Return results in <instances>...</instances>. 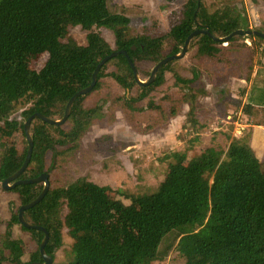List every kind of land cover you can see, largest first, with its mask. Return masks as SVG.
Segmentation results:
<instances>
[{
	"label": "trees",
	"instance_id": "16d2710c",
	"mask_svg": "<svg viewBox=\"0 0 264 264\" xmlns=\"http://www.w3.org/2000/svg\"><path fill=\"white\" fill-rule=\"evenodd\" d=\"M111 1L0 0L2 119L13 127L16 123L11 118L21 111L23 131L25 122L35 113L54 120L62 119L69 100L92 83L99 63L115 51L126 50L139 76L148 79L160 61L181 53L187 37L201 27H209L219 38L238 29H251L245 9L227 5L215 11L197 1L189 16L180 23L177 36L164 33L156 37L139 33L131 37L128 35L129 9L123 6L120 11H112L109 8ZM71 26L89 30L85 42L67 35ZM103 29L114 34V44L102 35ZM260 45H264V38L256 35L235 36L226 46L208 35H198L193 38L187 54L192 77L176 76V80L191 86L204 72L241 79L245 85L239 88L235 103L244 114L254 118L256 108H264V66L258 62L260 67L255 70V56ZM45 54L47 60L36 69L35 64ZM117 57L129 65L124 55ZM113 59L102 67L96 87L85 96L99 87L104 70ZM175 62L164 65L149 86L163 84ZM149 97L131 96L132 99L125 101L136 108V104ZM83 98L76 100L71 111L70 117L74 113L77 116L74 133L44 137L39 141L43 133L32 124L35 147L31 162L20 177L34 179L45 173L50 176L51 185L46 197L24 213L27 222L50 232L45 249L48 255L56 258L57 251L63 246L62 229L65 227L74 240L70 264H154L166 260L174 251L185 264H264V169L249 143L247 130L244 137L234 135L232 123L236 116L230 115L233 122L226 132L230 143L224 157L208 153L187 162V152L183 150L175 154V161L169 164V176L160 190L136 196L118 189L111 195L109 185L100 186L90 176L73 178L67 172L80 149L78 132L86 130L94 117L101 114L98 111L92 115V111L85 108L77 112L76 106ZM154 102L136 109L145 112L153 108V112L162 113L160 101ZM185 104H189L190 109L178 138L194 144L198 137L193 134H202L212 122L207 121L208 118L201 119L200 115L206 112L196 107V98L188 92L169 98L170 115L178 116ZM164 107L166 111V105ZM36 121L48 125L41 119ZM105 144L108 145L107 140H101L100 145ZM27 151L28 146L6 154L1 160L0 187L3 192L17 190H5L2 184L20 170ZM200 177L205 178L190 195L178 200L165 196ZM32 186L33 196L21 200V206L35 200L44 189L43 183ZM11 204L9 226L18 225L29 232V243L39 247L26 260L27 243L10 232L4 233L0 236V264L42 262L40 245L44 232L24 227L18 218L19 210L15 211L14 203Z\"/></svg>",
	"mask_w": 264,
	"mask_h": 264
},
{
	"label": "rangeland",
	"instance_id": "374dc122",
	"mask_svg": "<svg viewBox=\"0 0 264 264\" xmlns=\"http://www.w3.org/2000/svg\"><path fill=\"white\" fill-rule=\"evenodd\" d=\"M197 1L199 0H112L109 8L112 11H120L123 6L129 9L128 15L131 22L128 35L131 37L139 33H147L156 37L164 33L177 36L180 23L189 16ZM200 1L208 9H215V11L227 5L245 9L249 14L251 28L264 31V0ZM93 30H96V27ZM87 32L89 30L81 26H71L67 29V35L79 42H85ZM100 32L111 44H114L115 38L111 31L103 29ZM247 42L251 44L249 39ZM224 45L226 46L227 43ZM257 47L255 70L260 67L257 65L258 62L262 67L264 66V45ZM47 58L48 55L45 54L35 64L36 69H40ZM191 68V61L186 56L171 66L163 84L142 87L135 84L133 72L126 61L123 58H114L104 70L99 87L89 96H83V100L76 106L77 112L82 108H90L94 114L98 111L101 114L94 117L93 123L86 130L78 132L80 149L76 152L74 161L67 168V172L73 178L90 176L91 180L100 186L109 185L112 188L111 195H114L118 189L136 196L152 194L163 187L169 176V164L175 161V154L186 150L187 162L197 155L204 157L208 153L224 157L227 145L230 143L226 132L229 130L230 123L233 122L229 121L228 115L237 118L232 123L236 137H244L246 135L244 130L250 134L249 143L264 169V108H256L254 118L244 114L235 101L239 97V88L245 83L241 79L216 73H210L212 76L204 79V84L197 90L196 98L192 85L187 86L184 83H181L182 87L175 85L176 76L187 78V75L191 74L192 77ZM140 79L147 80L141 77ZM186 92L194 95L197 100L196 107L206 112L200 115L201 119L208 118L207 121L212 122L202 134H193L198 137L194 144L178 138L190 105L185 104L183 111L178 116L172 117L168 108L169 102H167L171 96L182 95ZM138 95H150L151 97L136 104V108L139 109L146 103L154 102L155 98L158 101L162 100L159 105L163 106L162 113L153 112V108L140 112L125 101L126 98L132 99L131 96L138 97ZM213 115L216 116L215 119ZM11 119H15L18 126L15 124L16 127L15 125L12 127L0 117V162L6 154H12L15 150H22L28 146L20 125L21 111L13 115ZM33 122V127L43 133L39 141L44 137H60L77 130L75 113L60 127L50 124L43 126L38 121ZM31 135L33 136L32 132ZM103 139L107 140L108 145H100ZM119 147H121L120 150H118ZM204 178L200 177L197 180L186 182L171 192L165 193V196L178 200L190 195ZM13 189L17 190L13 193H5L0 187V236L10 232L13 237L23 239L27 243V254L24 257L28 260L31 253L39 246L29 243L31 238L29 232L21 230L18 225L9 226L10 208L11 203H14L15 211H18L21 200L32 197L34 188L31 184H27ZM62 240L63 246L57 251L52 264H70L73 259L74 240L65 227L62 229ZM154 264H185V260L174 251L166 260L157 261Z\"/></svg>",
	"mask_w": 264,
	"mask_h": 264
},
{
	"label": "water",
	"instance_id": "95a60500",
	"mask_svg": "<svg viewBox=\"0 0 264 264\" xmlns=\"http://www.w3.org/2000/svg\"><path fill=\"white\" fill-rule=\"evenodd\" d=\"M199 5H200V0H199ZM199 10V9H198ZM198 35H208L210 38H212L214 41L217 42H222V43H227L229 42L233 37L235 36H241L244 37L246 35L248 36H252V35H256V36H260L262 38H264V33L259 31V30H255V29H248V30H244V29H238L236 31H234L233 33H231L230 35H228L227 37L224 38H219L216 37L211 31L209 27H201L200 29L195 30L194 32H192L186 39L185 41V45L182 49V52L176 55H171L169 57L164 58L162 61H160L152 70V73L150 75V77L146 80V81H142L140 79L138 70L135 66V64L133 63L132 59L129 57L128 53L126 50H121V51H115L113 52L111 55L107 56L106 58H104L99 65L97 66L96 70L93 73V80L92 83L85 89H82L80 91H78L68 102L67 107H66V111H65V115L62 119L60 120H54L51 119L41 113H35L34 115L30 116L27 121L25 122L24 125V133L28 142V151H27V156L25 159V162L23 164V166L20 168L19 171H17L14 175L10 176L9 178H7L4 182H3V189L5 190H10L13 189L15 187L21 186V185H27V184H34V183H43L44 184V189L41 192V194L32 202L22 205L19 208V212H18V218L20 223L26 227L27 229L30 230H39L44 232L45 237L44 240L42 241L41 245H40V252L43 258L42 262H27L25 264H52L53 262V257L51 255H48L45 251L46 249V245L48 244L49 240H50V232L41 226L38 225H33L29 222H27V220L24 217V213L26 210L31 209L33 207H35L37 204H39L47 195V193L49 192L50 189V176L48 174H42L41 176H39L38 178H34V179H21V175L22 173L28 168L31 159H32V155H33V151H34V147H35V141L33 136L31 135V125L32 122L35 119H41L42 121H44L47 124L50 125H56V126H63L68 119L71 116V111L72 108L76 102V100L81 97V96H85L88 95L90 92L93 91V89L96 87L97 83H98V76H99V72L102 69V67L109 62L111 59L117 57L118 55H124V57L127 59L132 71H133V75H134V80L135 82L140 85V86H149L151 85L157 78V73L158 71L167 63L171 62V61H180L183 60L187 54H188V50L190 48V44L193 40L194 37L198 36Z\"/></svg>",
	"mask_w": 264,
	"mask_h": 264
},
{
	"label": "crops",
	"instance_id": "0c3cea01",
	"mask_svg": "<svg viewBox=\"0 0 264 264\" xmlns=\"http://www.w3.org/2000/svg\"><path fill=\"white\" fill-rule=\"evenodd\" d=\"M212 75L210 74V73H207V72H204L202 75H201V77H200V79L198 80V81H196L195 83H193L192 84V88L194 89V95L196 96V98H197V90H198V88H199V86H201V85H203L204 83V79L206 78V77H211ZM170 78V77H169ZM187 79H191V74L188 76L187 75ZM177 81V80H176ZM223 82V81H222ZM181 83H180V81H177V83L175 84V85H178V86H180V87H182V84L180 85ZM212 85V84H211ZM238 99V98H237ZM160 101H162V100H160ZM167 102H169V99H167ZM155 103H158V101H156V102H154V104ZM231 106H233V105H231ZM232 116V115H231ZM231 116H227V118L229 119V121H232V118H231ZM187 117V116H186ZM186 120V119H185ZM245 131V130H244Z\"/></svg>",
	"mask_w": 264,
	"mask_h": 264
},
{
	"label": "flooded vegetation",
	"instance_id": "af4514ba",
	"mask_svg": "<svg viewBox=\"0 0 264 264\" xmlns=\"http://www.w3.org/2000/svg\"><path fill=\"white\" fill-rule=\"evenodd\" d=\"M86 109H88V110H91L92 111V109H90V108H86ZM92 115H94V113H93V111H92ZM76 128V127H75ZM74 128V129H75ZM75 132V131H74ZM74 132H70V133H74ZM69 134V133H68Z\"/></svg>",
	"mask_w": 264,
	"mask_h": 264
}]
</instances>
